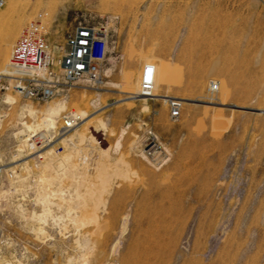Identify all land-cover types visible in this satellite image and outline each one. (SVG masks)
Returning a JSON list of instances; mask_svg holds the SVG:
<instances>
[{"label": "rangeland", "instance_id": "374dc122", "mask_svg": "<svg viewBox=\"0 0 264 264\" xmlns=\"http://www.w3.org/2000/svg\"><path fill=\"white\" fill-rule=\"evenodd\" d=\"M31 20L52 45L102 23L105 82L0 96V264H264V0H5L0 33ZM62 101L45 137L66 111L91 116L33 157L26 108Z\"/></svg>", "mask_w": 264, "mask_h": 264}, {"label": "built area", "instance_id": "2783aa9c", "mask_svg": "<svg viewBox=\"0 0 264 264\" xmlns=\"http://www.w3.org/2000/svg\"><path fill=\"white\" fill-rule=\"evenodd\" d=\"M4 3L5 0H0V9ZM107 54V29L102 23L90 25L79 22L66 35L63 44L52 45L46 40L41 23L31 20L22 28L12 45L8 69L0 70V96L12 92L24 100L46 102L56 97H69L70 90L79 85L85 89L98 90L105 82L102 65ZM154 75L155 67L145 65L140 81L142 94L152 92ZM208 89L217 91L219 83L209 81ZM165 100L169 117L172 120L177 119L184 101L175 96L166 97ZM99 103L98 98L91 100L93 106ZM60 119L61 124L56 133L53 132L51 136L48 134L41 140H28L34 141L37 146L36 149L33 148V157H40V147L51 142V137L62 136L76 128L82 122L83 115L71 110L63 113ZM147 138L152 141V145L145 150L150 155L156 137L148 130ZM29 147L32 148L30 145ZM6 173L11 175L12 171L7 172L0 166V183Z\"/></svg>", "mask_w": 264, "mask_h": 264}, {"label": "bare ground", "instance_id": "6f19581e", "mask_svg": "<svg viewBox=\"0 0 264 264\" xmlns=\"http://www.w3.org/2000/svg\"><path fill=\"white\" fill-rule=\"evenodd\" d=\"M4 5H5V3H4ZM4 5H3V7H4ZM5 30L6 31L4 32L3 35H2V33H0V64H2V66H3L1 70L8 69V63H9L8 62L9 61L8 57L10 56V52H11L10 47L12 46V44L14 42V39L16 38V36H15L16 27L14 25H10V26L6 27ZM12 98H13V96H12ZM12 98L9 95L6 96V100H11ZM13 102H15V101H13ZM28 106H30V107L26 108V106H24V108H26L27 113L31 117H33V119H34V121H32L29 126H25L24 127V130L28 132V133L26 132V134L28 136V140L36 139V138H38L40 136H42L44 138L46 133L43 130H51L53 128L52 123H51L53 121L52 119H54L55 117H58L63 110H66V107H67L65 101L52 104L51 106H49L48 108H45V109H38V108L36 109L34 107H31V105H28ZM22 114L24 115V113H22ZM82 115H83L82 122H84L85 120H87L91 116V114L87 115V116L85 114H82ZM42 126H43V128H41ZM73 129H71V130H73ZM46 132H48V131H46ZM122 133H123V131H122ZM122 133H121V135H122ZM121 135H120V137H121ZM26 141H27V139H26ZM119 146H120V138L117 139L116 143H115V150L116 151L119 148ZM86 180H88V178ZM90 192H92V191H90ZM82 194H84V193H82Z\"/></svg>", "mask_w": 264, "mask_h": 264}, {"label": "clouds", "instance_id": "9594fccd", "mask_svg": "<svg viewBox=\"0 0 264 264\" xmlns=\"http://www.w3.org/2000/svg\"><path fill=\"white\" fill-rule=\"evenodd\" d=\"M148 77V71H146V73H145V78H147Z\"/></svg>", "mask_w": 264, "mask_h": 264}, {"label": "crops", "instance_id": "0c3cea01", "mask_svg": "<svg viewBox=\"0 0 264 264\" xmlns=\"http://www.w3.org/2000/svg\"><path fill=\"white\" fill-rule=\"evenodd\" d=\"M144 69L142 68V71H143Z\"/></svg>", "mask_w": 264, "mask_h": 264}]
</instances>
